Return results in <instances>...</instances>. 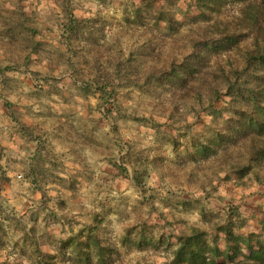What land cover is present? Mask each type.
<instances>
[{"label":"rangeland","instance_id":"obj_1","mask_svg":"<svg viewBox=\"0 0 264 264\" xmlns=\"http://www.w3.org/2000/svg\"><path fill=\"white\" fill-rule=\"evenodd\" d=\"M236 9L204 18L194 0H0V116L44 117L80 163L39 171L55 185L25 199L26 171L0 163V264H171L192 224L224 249L223 227L246 234L264 218V190L253 214L237 202L241 187L264 185L248 140L192 155L229 115L250 40L194 45L227 21L235 30Z\"/></svg>","mask_w":264,"mask_h":264},{"label":"trees","instance_id":"obj_2","mask_svg":"<svg viewBox=\"0 0 264 264\" xmlns=\"http://www.w3.org/2000/svg\"><path fill=\"white\" fill-rule=\"evenodd\" d=\"M196 7L206 13L222 14L227 5H236L237 15L235 30L231 29L229 21L213 38L196 43L194 47L205 51L221 52L230 50L245 39L249 46L245 49L242 59L243 67L232 72V81L228 90L233 95L229 103V115L223 118L220 127H213L211 135L205 142L193 143L194 156L207 158L235 144L239 138L249 141L248 153L250 162L264 163V0H194ZM158 18H163L158 16ZM169 19V18H168ZM231 29V30H230ZM251 165L241 171L244 175ZM256 175V173H255ZM261 231H264V218L260 221ZM87 237H93L98 248L97 256L101 259L102 247L92 227L86 228ZM226 246L221 249L217 244L218 236L208 239L207 232L198 227L190 226L188 232L175 236L171 244V264H264V240L261 233L250 231L236 235L227 224L221 229ZM142 241L138 242V246ZM85 260L88 255L84 252Z\"/></svg>","mask_w":264,"mask_h":264},{"label":"crops","instance_id":"obj_3","mask_svg":"<svg viewBox=\"0 0 264 264\" xmlns=\"http://www.w3.org/2000/svg\"><path fill=\"white\" fill-rule=\"evenodd\" d=\"M44 123V117L39 116L16 118L9 115L0 116V163H4L7 159L9 169L26 171L23 185L27 186L28 190L24 193L25 195L21 196L23 199L25 197H41L38 187L55 185L54 182L53 184L51 181L39 177V171L80 169L79 159H76L78 157L73 151L75 146L72 139L68 138L67 140L66 136L59 135L56 126L49 130ZM65 142L71 143L69 148ZM240 189L242 190L238 191L240 194L238 193L237 202L244 213L243 216L253 214L246 213L254 208L248 203L256 201L257 198L259 199V194L254 190H264V185L256 183ZM260 202L263 203L264 198ZM61 214L67 215L68 213ZM70 214L77 215L81 213ZM246 218L249 225V219ZM248 230L259 232L261 230L260 222L254 223L252 228Z\"/></svg>","mask_w":264,"mask_h":264}]
</instances>
